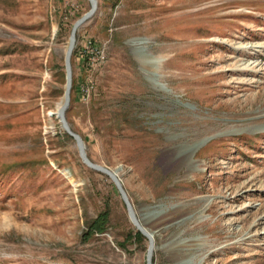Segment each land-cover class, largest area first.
Returning <instances> with one entry per match:
<instances>
[{
  "label": "rangeland",
  "instance_id": "374dc122",
  "mask_svg": "<svg viewBox=\"0 0 264 264\" xmlns=\"http://www.w3.org/2000/svg\"><path fill=\"white\" fill-rule=\"evenodd\" d=\"M98 1L67 118L155 230L154 264H264V0ZM89 9L0 0V264H147L149 239H127L120 192L58 116Z\"/></svg>",
  "mask_w": 264,
  "mask_h": 264
},
{
  "label": "water",
  "instance_id": "95a60500",
  "mask_svg": "<svg viewBox=\"0 0 264 264\" xmlns=\"http://www.w3.org/2000/svg\"><path fill=\"white\" fill-rule=\"evenodd\" d=\"M90 9L85 12L80 18H78L71 31L70 41L66 52L65 57V66H66V89L63 99V105L60 108L58 116L60 118L61 124L65 132H67L74 140L76 141L79 155L83 161V163L88 166L90 169L95 170L97 172L106 174L109 176L114 184L116 185L118 191L120 192L122 199L124 200L127 210L129 212V216L135 227L140 230L148 239H149V247L147 252V264H154V249L155 243L152 234H150L140 223L138 217L136 216V212L134 210V206L126 189L124 188L123 183L120 178L117 176V173L113 171L106 165L94 162L88 155L86 143L82 136L76 132L67 118V111L70 107L72 101V89H73V66H72V56L76 47L78 31L89 19H91L98 10L99 1L98 0H89Z\"/></svg>",
  "mask_w": 264,
  "mask_h": 264
},
{
  "label": "trees",
  "instance_id": "16d2710c",
  "mask_svg": "<svg viewBox=\"0 0 264 264\" xmlns=\"http://www.w3.org/2000/svg\"><path fill=\"white\" fill-rule=\"evenodd\" d=\"M69 137H71L68 133H66ZM72 138V137H71ZM74 139V138H73ZM109 215L110 212L109 211H105L103 213H101L98 218H96L93 223L91 224L90 227V232H88L89 234H91L93 231L96 232H103L106 227L105 224L109 221ZM135 239V240H141V239H145L146 236L138 229H135L134 232L130 233L127 236V239Z\"/></svg>",
  "mask_w": 264,
  "mask_h": 264
},
{
  "label": "built area",
  "instance_id": "2783aa9c",
  "mask_svg": "<svg viewBox=\"0 0 264 264\" xmlns=\"http://www.w3.org/2000/svg\"><path fill=\"white\" fill-rule=\"evenodd\" d=\"M91 49V50H90ZM87 52H92V54H94L93 57L89 58V64L92 67H96L98 66L101 62L104 61V59L106 58L104 49L99 48L98 46L92 47V48H86L85 49Z\"/></svg>",
  "mask_w": 264,
  "mask_h": 264
},
{
  "label": "bare ground",
  "instance_id": "6f19581e",
  "mask_svg": "<svg viewBox=\"0 0 264 264\" xmlns=\"http://www.w3.org/2000/svg\"><path fill=\"white\" fill-rule=\"evenodd\" d=\"M145 62H148L147 61V59H145L144 60ZM62 105H63V103H62ZM62 105H61V107H62ZM60 107V108H61ZM59 111H60V109L58 110V113H59ZM113 170V169H112ZM113 171H115L116 173H117V176L119 177V175H118V171L117 170H113ZM120 178V177H119ZM120 180H121V178H120ZM121 182H122V180H121ZM123 183V182H122ZM125 188V187H124ZM127 192V191H126ZM134 206V205H133ZM134 210H135V208H134ZM135 212H136V210H135ZM136 216H137V213H136ZM138 217V216H137ZM139 219V218H138ZM139 221H140V219H139ZM140 223L142 224V222L140 221ZM142 226L150 233V234H152V236H153V238H154V243H155V249H156V239H155V236H154V233H155V230L154 229H152L151 227H148V226H146V225H144V224H142ZM155 249H154V251H155Z\"/></svg>",
  "mask_w": 264,
  "mask_h": 264
}]
</instances>
